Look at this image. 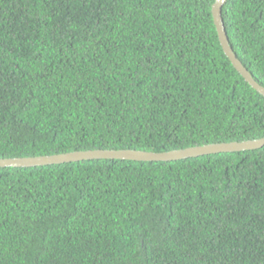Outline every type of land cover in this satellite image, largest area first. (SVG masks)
Here are the masks:
<instances>
[{"label":"trees","instance_id":"1","mask_svg":"<svg viewBox=\"0 0 264 264\" xmlns=\"http://www.w3.org/2000/svg\"><path fill=\"white\" fill-rule=\"evenodd\" d=\"M215 0H0V159L264 138ZM264 88V0H226ZM0 264H264V146L175 162L0 168Z\"/></svg>","mask_w":264,"mask_h":264},{"label":"water","instance_id":"2","mask_svg":"<svg viewBox=\"0 0 264 264\" xmlns=\"http://www.w3.org/2000/svg\"><path fill=\"white\" fill-rule=\"evenodd\" d=\"M226 0H215L211 7V17L215 28V32L222 49L223 54L229 60L234 70L242 77V79L250 86L255 92L264 98V88L259 86L241 65L236 56L234 55L231 47L228 44L226 33L224 30L221 8ZM264 146V138L254 141H246L241 143H223L205 145L201 147H194L167 153H149L143 151H85L73 152L54 156L45 157H30V158H16V159H0V168H14L25 169L34 167H43L50 165H61L68 163H75L81 161L92 160H119L130 161L138 163H151V162H175L187 159H193L209 155L239 153L245 151H254L261 149Z\"/></svg>","mask_w":264,"mask_h":264}]
</instances>
